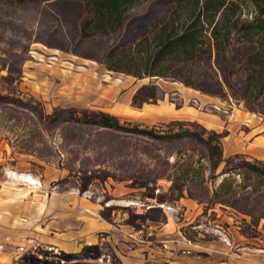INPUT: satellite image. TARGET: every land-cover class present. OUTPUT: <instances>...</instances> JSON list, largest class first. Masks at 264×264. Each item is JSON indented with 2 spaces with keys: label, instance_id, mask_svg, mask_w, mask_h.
<instances>
[{
  "label": "rangeland",
  "instance_id": "374dc122",
  "mask_svg": "<svg viewBox=\"0 0 264 264\" xmlns=\"http://www.w3.org/2000/svg\"><path fill=\"white\" fill-rule=\"evenodd\" d=\"M55 1L0 7V190L14 184L39 211L51 208L59 223L66 218L58 213L68 212L70 231L82 227L76 213L84 206L89 220L138 233L136 238L119 233L111 241L109 233L98 234L104 240L87 246H98L102 257L90 256L82 261L86 264H216L224 252L236 257L264 249V221L251 217L264 212V190L240 194L233 207L212 199L224 179L241 185L245 176L264 185V178L234 169L236 160L211 173L199 140L161 142L86 123L106 113L121 125L161 132L189 129L202 137L216 132L222 135L225 160L240 155L264 169V100L246 107L222 79L223 74L240 90L238 69L231 62L239 50L228 61L218 60L219 66L214 58L185 67L179 81L137 80L86 57L89 51L74 31L82 19L80 9L71 6L65 13L70 17L64 18L61 4L52 6ZM215 71L224 89L211 80ZM198 78L201 87H195ZM149 85L157 86L158 99L135 106V94ZM158 106L183 111L160 113ZM224 169L233 171L222 174ZM8 173L34 185L15 182ZM172 181L183 189V198L170 190ZM169 222L176 230L174 241L156 242L150 227ZM148 242L162 251L159 257H146ZM87 246L72 253L39 242L15 250L1 245L0 264L4 258L6 264H38V258L44 259L40 264H54L62 260L60 253L79 254Z\"/></svg>",
  "mask_w": 264,
  "mask_h": 264
},
{
  "label": "trees",
  "instance_id": "16d2710c",
  "mask_svg": "<svg viewBox=\"0 0 264 264\" xmlns=\"http://www.w3.org/2000/svg\"><path fill=\"white\" fill-rule=\"evenodd\" d=\"M32 1L0 0V7H23ZM59 4L63 11H58L64 18L70 17L65 13L71 6L80 9L82 19L74 29L76 40L87 47L86 57L98 61L110 72L137 80L179 81L178 74L185 67L203 61L210 63L214 58L228 61L232 51L238 49L237 58L231 62L238 69L240 90L233 89L222 74L225 86L231 96L243 101L246 107L264 100V0H56L52 6ZM219 74L215 71L211 80L217 88L224 89ZM200 82L196 79L195 87H201ZM157 99V86H144L135 94L133 104L142 106ZM86 123L161 142L199 140L207 152L211 173H216L223 162L236 160L238 164L234 169L264 178L259 161H248L240 155L225 160L222 135L216 132H210L207 137L189 129L161 132L139 125H121L117 117L106 113L94 114ZM232 171L224 169L222 174L230 175ZM242 181L240 185L224 179L213 191V201L222 207H233V200L240 194L253 196L264 190L262 183H252L245 176ZM170 190L177 191L179 198L184 197L183 189L177 188L174 181ZM251 217L257 222L264 221V212ZM90 256L100 259L101 249L87 246L79 254L60 253L58 257L62 260L54 264H86L82 261ZM38 260V264L44 262V259Z\"/></svg>",
  "mask_w": 264,
  "mask_h": 264
},
{
  "label": "crops",
  "instance_id": "0c3cea01",
  "mask_svg": "<svg viewBox=\"0 0 264 264\" xmlns=\"http://www.w3.org/2000/svg\"><path fill=\"white\" fill-rule=\"evenodd\" d=\"M156 108L155 110L160 113H172L174 111L175 114H179L183 111V109L177 111L170 106H158ZM188 112L186 111L183 114H189ZM254 144L255 142L250 144L246 150H250ZM8 178L15 182H21L27 186H31V183L13 178L10 173H8ZM20 190L21 188L14 184L0 190V246L7 245L15 250L18 246H30L33 242H39L56 246L62 249V251L74 253L83 246L102 242L104 239L100 240L98 237L100 233H109L110 236L107 239L110 241L113 239L117 240L119 238L117 234L119 233L120 236L124 234L132 238H136L138 234L133 233L129 229H123L122 227L116 228L99 219L94 218L93 220H89V216L85 214L84 206L81 207V211L76 213L77 222L80 221L82 227L79 231H70L69 220L71 216H69L68 212L65 214L58 213L61 217L66 218V223L56 222L53 219L51 208L46 207L44 211H39L36 204L26 199L27 196H25L24 192H20ZM87 212L90 211L87 210ZM149 231H152L151 234L156 236V242L163 243L174 241V235L176 234V230L173 229L170 222L161 228L150 227ZM80 241H83V243L79 244ZM150 244L152 243L148 242L145 248ZM146 250V257L148 259L150 257H159L157 254L162 253L160 250L156 251L149 247ZM142 257L145 260L144 254ZM218 257H220V263L218 262L216 264H264V249L254 248L247 252L243 251V253L237 254L236 257H229V253L224 252V254ZM5 259L4 262H1L2 264L7 263Z\"/></svg>",
  "mask_w": 264,
  "mask_h": 264
},
{
  "label": "bare ground",
  "instance_id": "6f19581e",
  "mask_svg": "<svg viewBox=\"0 0 264 264\" xmlns=\"http://www.w3.org/2000/svg\"><path fill=\"white\" fill-rule=\"evenodd\" d=\"M23 181H25V182H28V183H31V184H33V185H34L33 181H31L30 179H29V180H27V179L25 178ZM162 207H163V206H160V208H162Z\"/></svg>",
  "mask_w": 264,
  "mask_h": 264
},
{
  "label": "built area",
  "instance_id": "2783aa9c",
  "mask_svg": "<svg viewBox=\"0 0 264 264\" xmlns=\"http://www.w3.org/2000/svg\"><path fill=\"white\" fill-rule=\"evenodd\" d=\"M152 208H153L152 205H151V206H147L146 209H145V212H147L148 210H150V209H152Z\"/></svg>",
  "mask_w": 264,
  "mask_h": 264
}]
</instances>
